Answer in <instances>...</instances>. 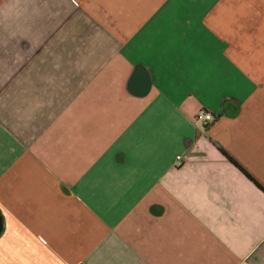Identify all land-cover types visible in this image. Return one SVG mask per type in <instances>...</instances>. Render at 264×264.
I'll use <instances>...</instances> for the list:
<instances>
[{"label":"crops","instance_id":"1","mask_svg":"<svg viewBox=\"0 0 264 264\" xmlns=\"http://www.w3.org/2000/svg\"><path fill=\"white\" fill-rule=\"evenodd\" d=\"M0 264H264V0H0Z\"/></svg>","mask_w":264,"mask_h":264},{"label":"built area","instance_id":"2","mask_svg":"<svg viewBox=\"0 0 264 264\" xmlns=\"http://www.w3.org/2000/svg\"><path fill=\"white\" fill-rule=\"evenodd\" d=\"M73 3L76 4L75 2H73ZM195 120H196V122L201 123L207 127V126H210L215 121V116H214V114H212L211 112H209L207 110H202L197 114ZM176 159H177L178 165H180L181 164L180 161H181L182 157L177 156Z\"/></svg>","mask_w":264,"mask_h":264}]
</instances>
